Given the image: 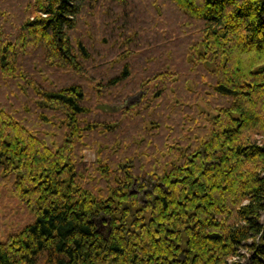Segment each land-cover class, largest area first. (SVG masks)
I'll return each instance as SVG.
<instances>
[{
	"label": "trees",
	"instance_id": "1",
	"mask_svg": "<svg viewBox=\"0 0 264 264\" xmlns=\"http://www.w3.org/2000/svg\"><path fill=\"white\" fill-rule=\"evenodd\" d=\"M0 197V264H264V0H0Z\"/></svg>",
	"mask_w": 264,
	"mask_h": 264
},
{
	"label": "rangeland",
	"instance_id": "2",
	"mask_svg": "<svg viewBox=\"0 0 264 264\" xmlns=\"http://www.w3.org/2000/svg\"><path fill=\"white\" fill-rule=\"evenodd\" d=\"M203 107L206 109V111L209 112V114L212 113V111L202 103ZM92 152L87 151L86 152V157L87 158H92ZM16 205L14 204L13 201H10L6 197H0V229L8 228L10 229L12 224L19 223L20 219L24 217L26 214V211L24 209L17 210ZM264 218V216H263ZM243 251L245 248L242 249ZM245 252V251H244ZM240 262L242 264H249L247 256L241 257Z\"/></svg>",
	"mask_w": 264,
	"mask_h": 264
},
{
	"label": "water",
	"instance_id": "3",
	"mask_svg": "<svg viewBox=\"0 0 264 264\" xmlns=\"http://www.w3.org/2000/svg\"><path fill=\"white\" fill-rule=\"evenodd\" d=\"M98 106L103 110L111 109V106H109L108 104H99Z\"/></svg>",
	"mask_w": 264,
	"mask_h": 264
}]
</instances>
